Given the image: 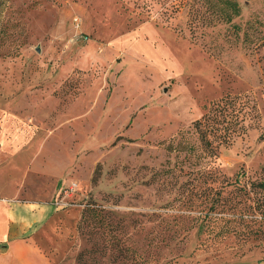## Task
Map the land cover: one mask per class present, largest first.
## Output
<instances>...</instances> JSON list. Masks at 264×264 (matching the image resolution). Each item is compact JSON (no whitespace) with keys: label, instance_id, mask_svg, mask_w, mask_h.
<instances>
[{"label":"rangeland","instance_id":"374dc122","mask_svg":"<svg viewBox=\"0 0 264 264\" xmlns=\"http://www.w3.org/2000/svg\"><path fill=\"white\" fill-rule=\"evenodd\" d=\"M238 1L234 21L264 36V0ZM187 13L186 0H5L0 188L71 194L81 212L62 264H264V236L216 235L241 221L221 199L208 210L223 177L264 181V46H233L222 27L192 41ZM226 93L248 95L255 116L219 149L210 182L198 151L167 146Z\"/></svg>","mask_w":264,"mask_h":264},{"label":"trees","instance_id":"16d2710c","mask_svg":"<svg viewBox=\"0 0 264 264\" xmlns=\"http://www.w3.org/2000/svg\"><path fill=\"white\" fill-rule=\"evenodd\" d=\"M186 4L188 6L186 26L192 41H196L199 37L210 36L204 32L207 28L222 27V34L217 32V36L221 35L222 40L227 43L231 42L233 46L239 44L252 53L257 48L264 46V36L259 30L258 22L247 20L244 27H241L234 21L241 15V5L238 0H186ZM4 7L5 0H0V11ZM199 28H203V30L198 37ZM217 46L214 45L212 48L215 49ZM207 51L209 53V50ZM250 116L254 117L255 113L248 95L226 93L211 100L203 108V114L190 123L189 130L180 134L176 144L167 146L168 151H179L178 148L182 147L187 148L190 152L191 150L198 151L192 156L205 160L203 173L206 181L214 182L220 177L217 163L219 149L228 146L234 137L246 132L245 119ZM187 134L194 136V144H190ZM242 176L244 173L238 172L229 180L223 177L220 182L224 185L218 190L211 186L208 187L210 191L214 190L208 210L213 209L215 203L221 199L225 206L231 207L232 216L242 223L234 222L230 228L225 223L215 232L216 235L231 232L245 237L254 230L257 235L264 236V181L247 183L241 179ZM224 188L230 189L226 191L228 192L227 196L222 199ZM250 193L254 195L259 193L261 197L251 200ZM234 200L235 205L231 206L230 203ZM91 211L93 209L85 207L81 213V219ZM249 222L250 224H248Z\"/></svg>","mask_w":264,"mask_h":264},{"label":"crops","instance_id":"0c3cea01","mask_svg":"<svg viewBox=\"0 0 264 264\" xmlns=\"http://www.w3.org/2000/svg\"><path fill=\"white\" fill-rule=\"evenodd\" d=\"M47 168L58 172L60 167ZM66 200L56 190L45 201L21 200L18 189L0 188V264H62L72 252L81 212Z\"/></svg>","mask_w":264,"mask_h":264},{"label":"built area","instance_id":"2783aa9c","mask_svg":"<svg viewBox=\"0 0 264 264\" xmlns=\"http://www.w3.org/2000/svg\"><path fill=\"white\" fill-rule=\"evenodd\" d=\"M73 26H74V28H78L79 27V20L77 19V18H73ZM82 39H83V37H81ZM72 40H73V37H72ZM68 190L69 191H72L73 190V186H71V187H68ZM71 196V194L70 193H67V191H64V194H63V196L61 195V197L62 198H68V197H70ZM67 202V201H66Z\"/></svg>","mask_w":264,"mask_h":264}]
</instances>
